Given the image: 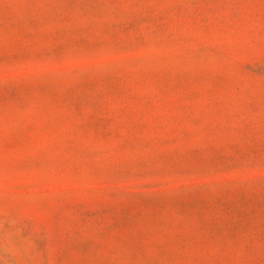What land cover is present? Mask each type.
<instances>
[{
	"label": "rangeland",
	"instance_id": "1",
	"mask_svg": "<svg viewBox=\"0 0 264 264\" xmlns=\"http://www.w3.org/2000/svg\"><path fill=\"white\" fill-rule=\"evenodd\" d=\"M0 264H264V0H0Z\"/></svg>",
	"mask_w": 264,
	"mask_h": 264
}]
</instances>
